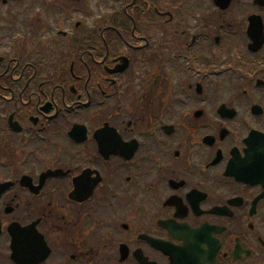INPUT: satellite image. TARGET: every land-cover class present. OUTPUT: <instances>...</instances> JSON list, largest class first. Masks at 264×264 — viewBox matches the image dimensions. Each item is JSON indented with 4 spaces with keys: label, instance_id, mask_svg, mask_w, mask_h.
Listing matches in <instances>:
<instances>
[{
    "label": "flooded vegetation",
    "instance_id": "flooded-vegetation-1",
    "mask_svg": "<svg viewBox=\"0 0 264 264\" xmlns=\"http://www.w3.org/2000/svg\"><path fill=\"white\" fill-rule=\"evenodd\" d=\"M0 187V264H264V0H0Z\"/></svg>",
    "mask_w": 264,
    "mask_h": 264
}]
</instances>
